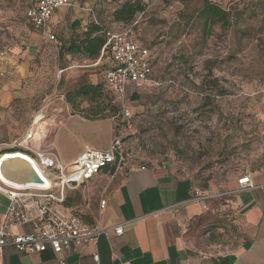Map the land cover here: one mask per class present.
<instances>
[{
	"label": "rangeland",
	"instance_id": "obj_1",
	"mask_svg": "<svg viewBox=\"0 0 264 264\" xmlns=\"http://www.w3.org/2000/svg\"><path fill=\"white\" fill-rule=\"evenodd\" d=\"M29 1L0 0V66L15 57L20 63L22 55H30L36 117L42 115L36 123L46 122L54 130L65 117L79 116L99 124L100 141L110 128L122 131L123 142L131 138L126 132L129 127L141 129L143 161L179 160L181 173L193 179L199 192L225 194L207 203L209 216L187 228V242L209 251L234 247L243 231L236 224L234 194L230 193L243 171L264 168V0H207L229 13L232 25L228 29L200 20L197 11L204 0H140L145 10L128 24L113 23L111 18L126 0H69L70 6L58 17L54 15L52 24L50 21L53 45L27 21ZM72 18L83 21L87 28L98 23L109 32L130 29L133 39L149 49L151 83L132 93L143 99V124L141 114L134 112L137 105L131 104L130 109L126 95L114 98L106 90V56L92 69L86 66L97 59L68 52L59 58L60 23ZM47 46L52 49L50 61L42 58ZM29 47L33 53L28 52ZM8 65L15 68V63ZM65 68L70 69L62 72ZM91 83L101 85L107 102L118 109L115 116L108 108L103 113L106 118L94 116L95 103L81 98L66 102L80 86ZM123 109L130 112L128 121ZM125 149L128 163L133 153ZM87 187L66 189L65 207L92 225L99 217L98 199L108 189L102 176Z\"/></svg>",
	"mask_w": 264,
	"mask_h": 264
},
{
	"label": "crops",
	"instance_id": "obj_2",
	"mask_svg": "<svg viewBox=\"0 0 264 264\" xmlns=\"http://www.w3.org/2000/svg\"><path fill=\"white\" fill-rule=\"evenodd\" d=\"M30 5L31 0L28 8ZM62 9L56 10L53 16L58 17ZM86 30V23L77 18L61 22L60 49L78 41ZM70 31H74L75 35ZM42 38L50 45L55 43V39L50 43ZM48 47L42 50V58L50 61L53 54ZM60 49L58 56L63 59L67 53H60ZM28 52L33 53V49L29 47ZM99 56L95 58L97 60L84 56L88 60H95L86 68L98 67L106 56L105 72L111 65L110 56L104 50ZM3 62L5 64L0 66V154L10 152L8 148L14 142L26 141L30 152L53 151L63 165H68L85 149H108L116 132L110 128L100 141L99 124L85 121L79 116L65 117L54 130L46 122L37 124V120H42V115L36 120L37 91L34 71L30 69V55H22L20 63L17 57ZM12 63H15V68L8 65ZM141 86L143 83L129 86L125 95L130 109L131 104L137 105L138 111L133 110L141 114L143 124V99L132 95ZM126 132L127 136L131 135L124 142V146L133 153L130 161L117 172L110 166L78 187L90 188L91 182L100 176L105 178L108 190L99 199L103 197L106 200V207L98 220L95 217L94 221L100 222L103 228L121 225L123 234L116 236L110 230L101 234L95 243L71 248L59 255L50 250L19 254L13 248L6 247L0 250V264H264V187L242 191L232 197L236 224L243 231L234 247L221 251L197 248L187 242L185 231L197 220L209 216L211 211L207 204L203 209L199 202L192 200L197 190L193 179L181 173L183 163L174 158L143 161V131L131 126ZM108 138H112L110 143ZM262 169L243 171L235 181V188L237 180L244 175H249L255 186H262ZM7 204V199L0 193V221ZM97 209L99 212V207ZM94 255H98L97 263L93 261Z\"/></svg>",
	"mask_w": 264,
	"mask_h": 264
},
{
	"label": "built area",
	"instance_id": "obj_3",
	"mask_svg": "<svg viewBox=\"0 0 264 264\" xmlns=\"http://www.w3.org/2000/svg\"><path fill=\"white\" fill-rule=\"evenodd\" d=\"M68 6L69 0H31L26 18L35 31L53 43L55 37L49 29L50 21L56 10ZM105 47L108 48L111 59V65L104 72L105 86L110 94L124 98L129 86L150 82L153 75L151 53L147 47L133 39L132 30L108 31ZM123 112L128 121L129 110L123 109ZM122 139V131H119L107 150L85 149L68 165H63L53 151L30 152L26 141L14 142L8 148L10 152L1 153L0 193L5 196L8 204L0 221V250L10 247L19 254H37L50 250L59 255L71 248L95 243L101 234L110 230L116 236H121V225L103 228L100 222L85 224L65 209L63 202L66 189H77L110 166L117 172L127 164L128 152ZM7 153L20 155L28 160L26 162L40 176L42 185L18 184L5 178L2 164ZM37 171L42 175H38ZM262 176V186H255L250 176L244 175L237 180L236 188L230 194L264 187V168ZM223 195L225 194L211 195L196 190L192 200L206 209L207 203ZM98 207L101 215L106 207L103 197L99 199ZM25 229L27 230L24 231ZM93 261L98 262V255L93 256Z\"/></svg>",
	"mask_w": 264,
	"mask_h": 264
},
{
	"label": "trees",
	"instance_id": "obj_4",
	"mask_svg": "<svg viewBox=\"0 0 264 264\" xmlns=\"http://www.w3.org/2000/svg\"><path fill=\"white\" fill-rule=\"evenodd\" d=\"M144 10L145 7L141 4L140 0H126L119 8L112 12V22L128 24L134 20L137 14L144 12ZM197 16L206 23L220 24L225 29L230 28L232 25L229 13L207 0H204L202 6L198 9ZM107 32V29L102 25L92 23L78 41L71 42L67 47L62 46L60 53L62 51L77 53L87 58L95 59L100 55L101 51L104 50V53L109 55V50L105 47ZM76 98H81L91 104L95 103L94 116L99 115L102 119L106 118L103 113L107 108L111 116H115L118 112V109L111 105V102H107L106 96L102 92L101 85L80 86L73 97H70V95L67 97V103L72 104ZM212 201L214 200H211L209 203ZM63 206L65 207V199Z\"/></svg>",
	"mask_w": 264,
	"mask_h": 264
},
{
	"label": "bare ground",
	"instance_id": "obj_5",
	"mask_svg": "<svg viewBox=\"0 0 264 264\" xmlns=\"http://www.w3.org/2000/svg\"><path fill=\"white\" fill-rule=\"evenodd\" d=\"M37 118H39V116L36 117V119ZM12 154L7 153L6 155H8V156H6V158H4L5 161L9 160V163L7 164L6 171L3 173V175L7 179L17 180L22 175L23 163L21 161L25 162V161H28V160H26L25 158H23L20 155H15L14 156ZM5 161L3 162L2 166L4 165V163H6ZM37 173H38V175H42L40 171L39 172L37 171Z\"/></svg>",
	"mask_w": 264,
	"mask_h": 264
},
{
	"label": "water",
	"instance_id": "obj_6",
	"mask_svg": "<svg viewBox=\"0 0 264 264\" xmlns=\"http://www.w3.org/2000/svg\"><path fill=\"white\" fill-rule=\"evenodd\" d=\"M3 167H2V172L4 173L7 168V164L9 163V160L5 161ZM23 163V169H22V175L19 179L17 180H12L11 181L18 183V184H34V185H42L41 180L33 170V168L25 161H21Z\"/></svg>",
	"mask_w": 264,
	"mask_h": 264
}]
</instances>
